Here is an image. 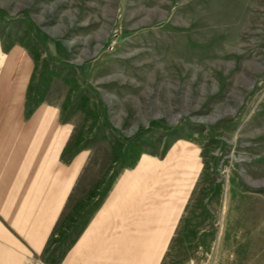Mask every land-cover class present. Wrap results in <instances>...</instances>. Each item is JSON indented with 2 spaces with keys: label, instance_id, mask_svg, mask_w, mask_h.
I'll list each match as a JSON object with an SVG mask.
<instances>
[{
  "label": "rangeland",
  "instance_id": "1",
  "mask_svg": "<svg viewBox=\"0 0 264 264\" xmlns=\"http://www.w3.org/2000/svg\"><path fill=\"white\" fill-rule=\"evenodd\" d=\"M0 56V264H264V0H0ZM133 179L171 229L94 227Z\"/></svg>",
  "mask_w": 264,
  "mask_h": 264
},
{
  "label": "crops",
  "instance_id": "2",
  "mask_svg": "<svg viewBox=\"0 0 264 264\" xmlns=\"http://www.w3.org/2000/svg\"><path fill=\"white\" fill-rule=\"evenodd\" d=\"M0 89L7 94L11 89V84H0ZM135 181V179L127 181L120 180V184L122 183V185L118 184V186H120L121 189L118 190L116 194L104 198L101 202L100 210L94 218L95 228L111 229L114 227L115 223L127 222V225L122 227L123 231L136 229V223L142 222L140 213L146 207L147 211L142 212V214H144L143 221L148 224L149 231L172 228L174 220L182 216L185 211L189 201L188 193L184 194L183 191H176L175 193L172 191H166L165 193L160 192L158 196L152 197L148 201L147 199L150 197L144 200L143 196H138L133 190L128 191L126 189V184L127 186L129 184L131 188H135V186H137ZM137 206H141L144 209L141 210L140 207L138 211ZM126 237H131L133 242L135 234L123 233L120 239L125 241L127 240L125 239ZM132 242L130 241V243Z\"/></svg>",
  "mask_w": 264,
  "mask_h": 264
},
{
  "label": "bare ground",
  "instance_id": "3",
  "mask_svg": "<svg viewBox=\"0 0 264 264\" xmlns=\"http://www.w3.org/2000/svg\"><path fill=\"white\" fill-rule=\"evenodd\" d=\"M1 53H2V52H1ZM2 55H3V53H2ZM5 55H6V54H5ZM3 57H4V56H3ZM3 57H2V58H3ZM9 57H10V56H9ZM0 58H1V56H0ZM11 58H12V57H11ZM10 60H11V59H10ZM1 62H2V61H1ZM4 63H5V62H4ZM7 63H8V62H7ZM7 63H6V64H7ZM6 64H5V66H6ZM9 64H10V62H9Z\"/></svg>",
  "mask_w": 264,
  "mask_h": 264
}]
</instances>
